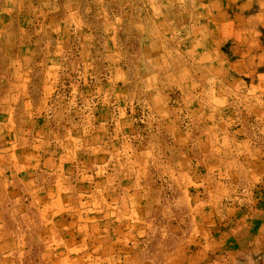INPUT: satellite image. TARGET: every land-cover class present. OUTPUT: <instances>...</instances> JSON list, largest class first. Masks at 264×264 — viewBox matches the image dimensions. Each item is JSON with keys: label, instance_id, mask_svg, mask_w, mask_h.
Returning <instances> with one entry per match:
<instances>
[{"label": "rangeland", "instance_id": "1", "mask_svg": "<svg viewBox=\"0 0 264 264\" xmlns=\"http://www.w3.org/2000/svg\"><path fill=\"white\" fill-rule=\"evenodd\" d=\"M215 1L0 0V152L40 167L50 159L37 170L42 196L61 194L50 211L77 221L85 264H174L201 227L209 237L214 227L220 237L255 231L227 222L225 204L264 201V177L219 192L223 209L195 205L213 201L193 182L197 151L228 147L229 108L240 116L264 103L256 80L235 79L226 35L211 25ZM89 222L94 235L83 240ZM260 225L262 239L243 238L230 257L211 250L202 264H264Z\"/></svg>", "mask_w": 264, "mask_h": 264}, {"label": "crops", "instance_id": "2", "mask_svg": "<svg viewBox=\"0 0 264 264\" xmlns=\"http://www.w3.org/2000/svg\"><path fill=\"white\" fill-rule=\"evenodd\" d=\"M215 5L216 11H212L211 25L219 27L217 30L219 37L226 35V40L229 42L228 53L233 57L231 65L234 73L237 74L235 79L241 77L242 85L245 86L249 79L248 85L251 87L253 85L251 79L256 80L254 89H249L253 93L258 92L263 95L264 0H216ZM12 10L8 8L5 12L11 13ZM231 108L227 110L229 114L227 117L229 119L233 117L234 123L227 132L235 134H231L232 136L226 139L228 147L213 141L206 147L202 145L201 152L196 153L198 158L201 156V163L197 164L198 171L194 175L193 182L201 185L203 191L212 193L213 197V201L209 199L197 201L195 204L197 208L200 206L204 209L206 205L214 204L223 209L222 197L216 199L220 196L219 192L225 194L238 192L245 184L254 187L250 178L258 181L259 178L264 177V103L245 104V109L241 110L244 113L240 116L236 115L238 113L236 106ZM211 128L214 129L213 126ZM241 133L244 137H238ZM20 156L16 153L0 152V264H85L75 254L76 242L81 241V238L76 239L77 221L69 217L56 218L55 213L50 211L49 206L60 208L61 194L56 189L48 187L53 192V197L48 200L42 196L45 186L38 181L37 170H44L45 162L50 159H45L40 167V163H29ZM234 166L238 170L236 173L230 171ZM34 169L35 180L32 179ZM234 175L238 176L235 182L225 179ZM243 179L246 182L240 185L241 182L238 181ZM255 200V203L246 204L243 208L225 204L228 214L224 217L228 219L227 222L234 223L235 219L237 222L243 219L244 224L250 225L251 230L255 231L251 233L248 227L250 232L246 236H243V232L235 236L227 228V237L223 234L222 239L220 228H212L214 234L209 237L203 233L201 227L194 234L196 247L183 246L178 253L180 261L174 264H202V258L215 249L226 248V255L230 257L238 247L237 243L241 244L243 238L262 239L258 231L261 228L260 224L264 227V201H258L257 198ZM32 206L34 207L32 211H37L35 216L29 214L32 211H28ZM61 220H65L64 223ZM61 224L66 226L61 228ZM84 226L87 228L84 229ZM93 226L94 223L91 222L82 224L80 230L83 231V240L89 237L88 232ZM64 228L68 230L65 231ZM190 236L179 235V238L185 237L183 241L186 245ZM91 238L93 237L88 239ZM95 239L98 240L100 237L97 236ZM87 243L89 247L91 243L88 240ZM170 253L172 254V251ZM195 254L200 258H195ZM183 258L188 259L183 262ZM229 260L230 258H227V263Z\"/></svg>", "mask_w": 264, "mask_h": 264}]
</instances>
